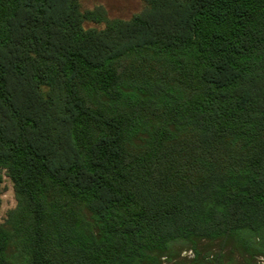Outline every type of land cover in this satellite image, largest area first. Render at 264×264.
Listing matches in <instances>:
<instances>
[{"label": "trees", "instance_id": "trees-1", "mask_svg": "<svg viewBox=\"0 0 264 264\" xmlns=\"http://www.w3.org/2000/svg\"><path fill=\"white\" fill-rule=\"evenodd\" d=\"M81 1L0 0V264L264 256V0Z\"/></svg>", "mask_w": 264, "mask_h": 264}, {"label": "rangeland", "instance_id": "rangeland-1", "mask_svg": "<svg viewBox=\"0 0 264 264\" xmlns=\"http://www.w3.org/2000/svg\"><path fill=\"white\" fill-rule=\"evenodd\" d=\"M81 7L83 11L93 10L98 7L103 8L109 19L129 20L141 13L145 5L141 0H82ZM86 27L102 29L104 24L88 23ZM0 199V226L8 228V213L16 208L17 200L13 182L7 176H4ZM261 241V239H258L256 242L259 243ZM220 249L221 244L219 242L203 241L198 246L200 256L197 259L195 253H191L192 250L183 249L177 256L163 258L162 264H205L215 254L219 253ZM223 254L224 264H264L263 255H257L252 258L249 252L237 247L234 242H230L225 246Z\"/></svg>", "mask_w": 264, "mask_h": 264}, {"label": "built area", "instance_id": "built-area-1", "mask_svg": "<svg viewBox=\"0 0 264 264\" xmlns=\"http://www.w3.org/2000/svg\"><path fill=\"white\" fill-rule=\"evenodd\" d=\"M191 253H193V251H191ZM194 255V254H193ZM195 256V255H194Z\"/></svg>", "mask_w": 264, "mask_h": 264}]
</instances>
